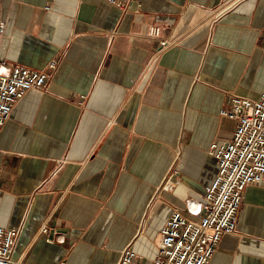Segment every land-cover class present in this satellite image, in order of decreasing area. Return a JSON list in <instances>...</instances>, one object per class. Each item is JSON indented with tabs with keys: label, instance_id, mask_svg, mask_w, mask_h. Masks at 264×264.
Segmentation results:
<instances>
[{
	"label": "crops",
	"instance_id": "crops-1",
	"mask_svg": "<svg viewBox=\"0 0 264 264\" xmlns=\"http://www.w3.org/2000/svg\"><path fill=\"white\" fill-rule=\"evenodd\" d=\"M15 65L51 77L0 127L13 258L118 264L131 248L151 260L174 211L200 219L219 170L210 147L236 129L220 110L264 93V0H0V72ZM209 264H264V179Z\"/></svg>",
	"mask_w": 264,
	"mask_h": 264
},
{
	"label": "built area",
	"instance_id": "built-area-1",
	"mask_svg": "<svg viewBox=\"0 0 264 264\" xmlns=\"http://www.w3.org/2000/svg\"><path fill=\"white\" fill-rule=\"evenodd\" d=\"M106 1L125 11L132 0ZM149 36L159 40L162 47L168 45L161 38L158 24L150 26ZM50 77L23 65H15L7 73L0 72V127L16 103L29 91L46 88ZM220 115L235 120L236 129L228 142L213 143L210 147L209 153L216 158L219 170L206 188L200 219L191 220L181 211H174L161 231L154 259H141L133 249L126 248L118 264H209L222 237L236 232L246 188L264 179V93L258 99L234 95L230 106L221 109ZM178 182L174 180L169 185ZM47 230L44 226L41 233ZM20 234L19 227H0V264H22L13 258Z\"/></svg>",
	"mask_w": 264,
	"mask_h": 264
},
{
	"label": "bare ground",
	"instance_id": "bare-ground-1",
	"mask_svg": "<svg viewBox=\"0 0 264 264\" xmlns=\"http://www.w3.org/2000/svg\"><path fill=\"white\" fill-rule=\"evenodd\" d=\"M171 186L169 185V188H170Z\"/></svg>",
	"mask_w": 264,
	"mask_h": 264
}]
</instances>
